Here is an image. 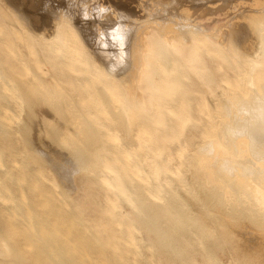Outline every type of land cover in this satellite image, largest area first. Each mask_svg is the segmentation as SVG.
<instances>
[{
	"label": "bare ground",
	"instance_id": "bare-ground-1",
	"mask_svg": "<svg viewBox=\"0 0 264 264\" xmlns=\"http://www.w3.org/2000/svg\"><path fill=\"white\" fill-rule=\"evenodd\" d=\"M32 1L7 0L6 12H0V58L12 57L16 64L10 71L21 76H7L0 59V80L3 89L12 90L16 84L32 94L31 101L37 98L34 93L56 99L60 84L76 95L74 104L83 116L76 137L90 138L91 143L77 149L71 159H64L65 152L64 163L38 154L61 173L68 184L66 192H74L78 170L90 176L103 201L102 219H112L124 244L139 254L146 249L181 254L160 223L163 215L195 236L201 248V258L185 260L186 264H237L238 249L229 248L236 234L255 254L248 264H264V4L224 0L238 14L230 11L228 17L232 13L233 17L223 27H212L219 23L216 18L212 26L205 23L210 16L196 18L197 13L186 6L179 20L178 12H172L150 21L145 30L136 25L131 40L127 35L126 42L117 45L128 43L127 48L112 54L95 44L97 30H90L94 39L86 30L91 20H86L81 5ZM194 1L205 4L203 16L217 15L224 2ZM155 12L149 10V15ZM247 16L250 29L244 26ZM134 23L142 21L135 18ZM42 54L48 67L41 64ZM124 55L127 58L122 59ZM56 116L60 125L54 137L63 129L62 117ZM31 117L28 122L34 127L37 120ZM190 134L196 145L189 141ZM57 151L54 155L63 154ZM181 190L198 200L200 217L223 219L228 234L213 236L198 225L199 217ZM142 191L159 199V213L143 201ZM28 211L22 215L25 219L31 215ZM181 237L186 247L194 249L188 238ZM225 250L230 252L228 259ZM8 251L0 240V256Z\"/></svg>",
	"mask_w": 264,
	"mask_h": 264
},
{
	"label": "rangeland",
	"instance_id": "rangeland-1",
	"mask_svg": "<svg viewBox=\"0 0 264 264\" xmlns=\"http://www.w3.org/2000/svg\"><path fill=\"white\" fill-rule=\"evenodd\" d=\"M38 1L36 0V3ZM58 1L62 4L64 1V4L69 2L68 4L71 5L73 2L74 5H81L80 7L83 9L81 10L87 11L88 14L86 20H91H88L91 24L89 23V27L86 24V30H97L95 31L96 36L93 31H90L93 39L94 36L96 37L94 39L96 43L95 41L94 43L97 45L99 43V49H107L112 54L116 53L115 50L122 53L127 48L128 43L121 47L117 45H120L123 41L126 42L127 35H130L127 36L130 41L137 30L140 28L145 30L147 26L151 25L150 21L153 19L163 18L172 12H178V20L183 18L182 10L186 6L192 14L197 13V17L194 15V18L201 17L205 19L210 16L205 23L211 26L218 20L219 23L212 27H223L227 23L226 21L233 17V13L238 14V12L230 10L224 0L221 3L222 10L217 15L205 16H203L204 12L201 11L204 9L205 4L201 3L199 5L194 0ZM98 1L100 5L97 4ZM6 2L7 0H0L1 13L6 12ZM256 2L264 4V0H256ZM36 3L35 0L31 2L33 5ZM149 10L156 12L150 16ZM230 11L234 12L228 17ZM80 13H82L80 18L85 19L83 12ZM135 18L140 19L142 24L134 23ZM249 18L251 16H247L245 19L247 22L244 24L247 29H250L248 26ZM93 22L96 23L97 27ZM238 22L243 21L239 20ZM91 25L95 27L91 28ZM238 25L237 28H239ZM118 28H120V31H117L116 34ZM239 29L229 33H235ZM131 30L133 31L131 32ZM227 33H224V35ZM102 34L108 39V42L103 36V38L101 37ZM247 34L248 31L244 35ZM113 35H115L114 39H112ZM237 35L239 34H234L233 37ZM110 37H112V44ZM128 40L127 42H129ZM257 43L258 40H256ZM91 47L98 49L93 44ZM93 49L91 48L92 51ZM242 50L245 52V47ZM256 50L255 46L252 48L251 53L255 55ZM113 56L111 55L112 58L115 57ZM40 58L41 64L48 67L49 62L45 56L42 54ZM95 58L103 65L97 55H95ZM124 58H127V56L124 55L122 59ZM0 59L1 65L6 69L7 76L13 79L21 78L20 74L13 70L10 71V68H13L16 64L12 57L7 61L3 57ZM46 72L52 75L50 70L47 69ZM2 85L0 80V240L9 247V251L0 256V264H148L150 262L158 264L159 260L161 262L159 264H186L185 260L201 258L202 251L195 236L176 227L163 215H161L160 223L174 239V242L181 247V254L178 250L173 251L170 249L163 252L154 251L155 253L146 249L141 252L142 254H139L140 252L134 251L131 247L125 245L117 224L112 219H102L100 207L103 201L100 198V191L96 184L92 182L90 176H82L83 171L81 170H78L76 174L77 180L74 192H66L68 184L61 179V173L55 171L56 169L54 170V164H48L50 159L47 161L46 158H43V160L38 154L43 153L44 157L47 154L46 157L53 158L55 162L64 163L67 162L66 159H71L75 155L77 149L86 147L87 144L91 143L90 138L76 137L81 132L83 116L74 104L76 102L75 94L60 84L56 88L57 94L59 93L56 99L47 100L40 94L34 93L37 98L35 97L34 101H31L32 98L29 100V96L32 94L20 90L18 85L12 84L13 91L3 89ZM11 91L12 94H9ZM218 99L221 98L218 97ZM218 99L216 100L218 101ZM29 114L37 120L34 127H31V122H28L32 118ZM56 114H60L62 117L61 128L63 129L60 135L54 137V131L60 125V122L56 120L59 116H56ZM120 129L123 132V128L120 127ZM191 133L195 135L196 131L191 129ZM192 134L189 135V141L196 145L197 142L193 139ZM53 151L58 153L63 151V154H56V156ZM65 152L67 158L64 156V160L62 156ZM180 193L189 202L195 216L199 217L197 219L198 225H202V228L207 231L209 230L208 234L209 232L213 236L223 233L228 234L229 230L224 225L223 219L200 217L201 208L198 200L190 197L184 190H181ZM139 194L142 195L141 198L152 211L159 213L157 205L160 201L158 198L146 191ZM201 197L204 199V196ZM3 198L5 199L3 200ZM122 203L127 211H131V208L124 201ZM27 210H29L28 214H31L29 219L22 217L27 213ZM137 220L140 222L139 219ZM29 225L32 227H29ZM221 225L225 227L221 228ZM181 236L188 238L190 246L194 249L186 247L184 238ZM245 238L248 237L245 236ZM204 240L208 241L207 238ZM230 243V249H238L235 252L237 264H248L255 257V254L249 253V248L243 238L237 236V234ZM224 254L227 259L230 257L229 250H225Z\"/></svg>",
	"mask_w": 264,
	"mask_h": 264
}]
</instances>
